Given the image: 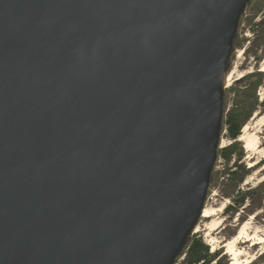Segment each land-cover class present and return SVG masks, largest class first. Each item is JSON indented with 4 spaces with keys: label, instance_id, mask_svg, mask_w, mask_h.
I'll use <instances>...</instances> for the list:
<instances>
[{
    "label": "water",
    "instance_id": "water-1",
    "mask_svg": "<svg viewBox=\"0 0 264 264\" xmlns=\"http://www.w3.org/2000/svg\"><path fill=\"white\" fill-rule=\"evenodd\" d=\"M249 2L0 0V264H176Z\"/></svg>",
    "mask_w": 264,
    "mask_h": 264
},
{
    "label": "rangeland",
    "instance_id": "rangeland-1",
    "mask_svg": "<svg viewBox=\"0 0 264 264\" xmlns=\"http://www.w3.org/2000/svg\"><path fill=\"white\" fill-rule=\"evenodd\" d=\"M264 0H252L244 14L241 17L240 25L234 42V50L229 64V72L233 79L229 86L225 88V115L223 129L221 134V147L219 148L218 158L212 172V179L207 193L205 207L219 208L225 205L223 211L217 217L222 219L221 226L214 231L213 236H217V251H223L227 255L216 260L212 264H235L231 260V255L226 253L227 248L223 242L233 237L245 221L251 224L250 231L256 232L264 237V170H257L263 167L264 158L258 165L252 167L250 160L257 159V156H248V150L245 142L240 139L243 133V127L252 122L258 129L261 128L260 136L262 137L264 147ZM229 74V73H228ZM239 108L248 111L252 109L250 117L246 120L241 132L237 138L230 136V130L225 124L229 111ZM252 119H255L252 121ZM233 148L237 152L230 160L220 154L224 148ZM242 153L241 157H239ZM240 159V161H239ZM241 165L249 168L248 174L244 181L235 186V180L226 173L230 167ZM241 169V168H240ZM262 178V179H261ZM243 191H251L249 198L246 199L239 211L227 212L226 207L236 203L237 199L242 197ZM225 203V204H224ZM221 205V206H220ZM212 216L201 215L197 224L198 230H194L193 237H202L204 242L209 245L210 252L213 251L214 244L206 232V225L210 223ZM224 239V240H223ZM190 241V240H189ZM245 238L238 243L239 247L247 248L250 256H255L251 264H264V240L261 243H252V240L244 242ZM189 243V242H188ZM187 248L178 257L176 264H183L187 260ZM252 254V255H251ZM221 256V255H220Z\"/></svg>",
    "mask_w": 264,
    "mask_h": 264
},
{
    "label": "bare ground",
    "instance_id": "bare-ground-1",
    "mask_svg": "<svg viewBox=\"0 0 264 264\" xmlns=\"http://www.w3.org/2000/svg\"><path fill=\"white\" fill-rule=\"evenodd\" d=\"M262 66V70H264V64ZM232 79L233 77L229 72L227 78V86H229ZM253 120L255 119H252V121ZM260 133L261 128L258 129L256 127V124L254 125L252 124V122H249L243 127V133L240 135V139L245 142V147L248 150V156H257V159L250 160V164L252 167L258 165L264 158V147ZM262 170H264V165L257 171L261 172ZM224 207L225 205H222V207L219 208L205 207L203 210L204 215L212 216L210 223L206 225L205 229L207 235L210 237V241L214 244L213 251L217 249L216 242L218 241V239L216 238L217 236H213V233L222 224V219L217 217V215L223 211ZM250 224L251 223L249 221H245L233 237L223 242V246L227 248L226 253L231 255V260H233L235 264H251L255 258V256H250V252L247 250V248H243L244 246L239 247L238 243L241 241V239L245 238L244 242L252 240V243L256 244L261 243L264 240V237L260 236L258 233L250 231ZM196 230H198V226Z\"/></svg>",
    "mask_w": 264,
    "mask_h": 264
},
{
    "label": "trees",
    "instance_id": "trees-1",
    "mask_svg": "<svg viewBox=\"0 0 264 264\" xmlns=\"http://www.w3.org/2000/svg\"><path fill=\"white\" fill-rule=\"evenodd\" d=\"M252 109L244 111V109L235 108L228 112L225 124L230 130V136L232 138H237L241 132L242 127L244 126L246 120L250 117ZM220 154L224 153V157L227 160H230L232 156L237 152L233 148H224L220 151ZM240 153L239 157H241ZM240 161V159H239ZM237 165L230 167L226 170V173L231 176V179L235 180V186H239L241 182L244 181L245 176L249 172V168H246L245 165H241L238 161H235ZM241 168V169H240ZM251 191H243L242 197L236 200V203L230 204L226 207L227 212H233V214L240 210V208L245 205L246 199L249 198ZM187 260L183 264H212L214 260L217 262L221 261V258L226 257L227 255L223 254V251L210 252L209 245H207L202 237H193L190 238V241L187 245ZM221 255V256H220ZM227 264H229L227 262Z\"/></svg>",
    "mask_w": 264,
    "mask_h": 264
},
{
    "label": "flooded vegetation",
    "instance_id": "flooded-vegetation-1",
    "mask_svg": "<svg viewBox=\"0 0 264 264\" xmlns=\"http://www.w3.org/2000/svg\"><path fill=\"white\" fill-rule=\"evenodd\" d=\"M251 1H252V0H250V2H251ZM250 2H249V3H250ZM249 3H248V4H249ZM247 6H248V5H247Z\"/></svg>",
    "mask_w": 264,
    "mask_h": 264
}]
</instances>
